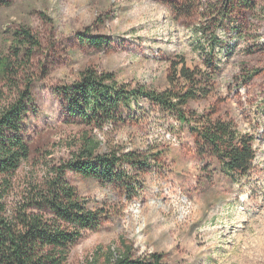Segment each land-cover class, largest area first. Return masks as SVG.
<instances>
[{
  "label": "rangeland",
  "instance_id": "374dc122",
  "mask_svg": "<svg viewBox=\"0 0 264 264\" xmlns=\"http://www.w3.org/2000/svg\"><path fill=\"white\" fill-rule=\"evenodd\" d=\"M185 1L0 3V57L16 49L26 53L16 36L23 28L40 42L29 71L36 110L25 123L30 156L12 179L9 210L65 165L84 135L100 141L104 153L161 152L159 165L151 160L146 173L130 171L139 180L133 198L118 183L66 172L79 198L100 213L99 228L71 247L66 264H105L109 250L123 246L135 260L150 262L156 255L161 264H264V0H254L253 13H236V24L211 25L210 34L218 28L222 42L213 55L202 52L197 33L212 11L181 10ZM88 37L108 43L98 49L84 43ZM183 61L212 74L202 81L208 97L190 102L187 113L229 122L240 135L254 138L255 160L239 183L188 124L148 101L126 110L124 124L100 130L75 120L60 94L87 69L165 92L171 89L172 64Z\"/></svg>",
  "mask_w": 264,
  "mask_h": 264
},
{
  "label": "trees",
  "instance_id": "16d2710c",
  "mask_svg": "<svg viewBox=\"0 0 264 264\" xmlns=\"http://www.w3.org/2000/svg\"><path fill=\"white\" fill-rule=\"evenodd\" d=\"M0 3L10 5L9 0H0ZM212 3L211 0H186L181 8L188 12L197 8L212 11L207 24L197 31L206 55H213L222 43L217 35L218 28L210 34L211 25L236 24L233 18L236 13H253L257 6L254 0H216ZM16 36L23 49H27L26 53L14 49L12 55L0 57V264H66L71 247L86 231L96 230L100 224V213L92 211L79 198L77 190L67 181L66 172L96 179L104 185L118 183L133 198L138 195L139 180L130 171L146 173L151 160L159 165L161 152L144 154L118 150L104 153L100 141L84 135L72 158L55 169L44 184L32 186L16 207L9 210L5 200L11 191L12 179L30 156L25 123L36 110L32 94L34 79L29 71L33 50L40 47L38 37L29 29L23 28ZM83 41L98 49L108 43L105 37H88ZM208 65L212 67L211 61ZM172 67L171 89L165 92L121 84L111 73L87 69L73 84L64 86L60 94L75 120L100 130L124 124L126 110L131 112L142 101H148L177 117L181 124H188L232 180L241 182L249 175L255 160L254 138L240 135L229 122L188 114L190 102L208 97L202 81H210L212 74L191 70L185 61L172 64ZM123 247L119 252L110 249L105 264H161L160 256L156 255L150 262L135 260L132 249Z\"/></svg>",
  "mask_w": 264,
  "mask_h": 264
}]
</instances>
